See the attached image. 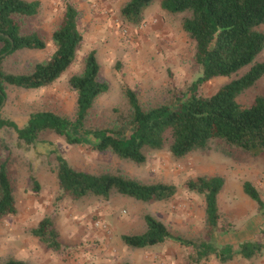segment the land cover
I'll return each instance as SVG.
<instances>
[{"label":"rangeland","instance_id":"obj_1","mask_svg":"<svg viewBox=\"0 0 264 264\" xmlns=\"http://www.w3.org/2000/svg\"><path fill=\"white\" fill-rule=\"evenodd\" d=\"M35 1V0H27ZM37 15L22 20L24 30L39 32L47 42L43 50H29L9 59L12 70H26L36 61L49 59L55 50L52 35L59 27L68 4L78 10V24L84 36L75 62L54 83L38 89L9 87L1 110L3 117L23 127L31 113L53 111L73 117L78 94L69 77L82 73L85 59L95 51L101 65L100 78L109 84L95 104L92 123L119 128L130 119L132 108L124 93L128 85L144 108L174 101V91L186 88L203 72L196 62L195 41L185 31L182 20L188 13H170L162 0H154L139 25L127 23L121 8L129 0H38ZM264 32V25L259 27ZM258 61L264 60V51ZM231 79L217 77L199 87L204 96L215 94ZM264 93V77L241 93L238 100L249 105ZM37 146L19 140L12 128L0 130V160H8L14 186L15 214L0 219V264L7 258L25 259L34 264H264V248L252 259L237 253L242 242L264 243V218L256 201L244 191L251 181L264 199V157L236 151L229 157L210 146L184 157H174L167 143L163 149H147V160L139 164L88 145L71 144L53 130L40 136ZM55 150L79 170L112 173L145 182L175 184L177 194L169 201L145 203L114 192L105 199L87 196L79 201L63 198L56 174ZM219 174L225 185L218 202L221 217L217 237L211 238L206 222V204L201 194L187 187L189 179ZM162 220L169 230L183 238L212 241L222 248L232 244L234 257L222 262L210 254L194 262L196 249L175 239L145 248L128 246L122 236L141 234L145 215ZM53 215L64 247L48 248L32 230L46 216Z\"/></svg>","mask_w":264,"mask_h":264},{"label":"trees","instance_id":"obj_2","mask_svg":"<svg viewBox=\"0 0 264 264\" xmlns=\"http://www.w3.org/2000/svg\"><path fill=\"white\" fill-rule=\"evenodd\" d=\"M154 0H129L121 8L123 19L139 25L144 12ZM40 1L0 0V107L8 97L9 87L38 89L54 83L75 62L77 50L84 36L78 24V10L68 4L59 27L53 32L55 50L49 59L36 61L26 70H12L9 59L29 50L47 47L37 31L26 32L22 20L37 15ZM162 8L170 13H188L182 20L187 34L195 41L196 62L203 72L186 88L174 91V101L152 108H144L138 94L128 85L124 93L132 108L130 119L122 127H101L92 123L98 97L109 90V84L99 76L101 65L96 52L85 59L80 74L69 77V84L78 94L77 110L73 117L53 111L31 113L25 126L3 117L0 111V130L12 128L21 142L37 146L43 132L53 130L65 136L71 144L88 145L94 150L108 151L119 157L142 164L147 160V149H163L169 144L174 157H184L197 150L214 145L229 157L236 151L264 157V93L258 94L249 105L238 97L255 86L264 77V60L258 61L264 51V0H162ZM217 77L231 80L215 94L199 93L201 84ZM56 174L63 198L74 201L87 196L108 199L114 192L136 200L153 203L171 200L178 192L175 184L145 182L112 173H93L79 170L55 150ZM225 178L219 174H205L191 178L187 187L201 194L206 204V222L211 238L221 228L218 197L224 189ZM244 191L256 201L264 218V199L251 181L244 182ZM14 186L8 160H0V219L15 214ZM146 229L141 234H125L124 242L132 248L161 245L177 240L196 249L194 262L215 254L224 263L234 257L232 244L222 248L212 241L183 238L169 230L167 225L152 214L145 215ZM48 248L61 250L64 243L53 215H46L32 230ZM264 248L257 240L245 241L237 253L252 259ZM2 264H33L15 257ZM124 264H130L126 262Z\"/></svg>","mask_w":264,"mask_h":264},{"label":"water","instance_id":"obj_3","mask_svg":"<svg viewBox=\"0 0 264 264\" xmlns=\"http://www.w3.org/2000/svg\"><path fill=\"white\" fill-rule=\"evenodd\" d=\"M4 56H6V53L1 54V55H0V58H2V57H4ZM5 102H6V100L3 101V104H2L1 107H0V111L2 110V108H3L4 104H5Z\"/></svg>","mask_w":264,"mask_h":264},{"label":"crops","instance_id":"obj_4","mask_svg":"<svg viewBox=\"0 0 264 264\" xmlns=\"http://www.w3.org/2000/svg\"><path fill=\"white\" fill-rule=\"evenodd\" d=\"M242 243H243V242H242ZM242 243H241V244H242ZM23 260H25V259H23ZM33 264H34V263H33Z\"/></svg>","mask_w":264,"mask_h":264}]
</instances>
